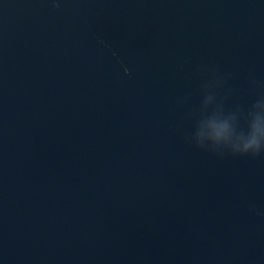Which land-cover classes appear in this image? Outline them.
I'll list each match as a JSON object with an SVG mask.
<instances>
[{
    "label": "water",
    "instance_id": "95a60500",
    "mask_svg": "<svg viewBox=\"0 0 264 264\" xmlns=\"http://www.w3.org/2000/svg\"><path fill=\"white\" fill-rule=\"evenodd\" d=\"M206 85L264 94V0H0V264H264V155L185 140Z\"/></svg>",
    "mask_w": 264,
    "mask_h": 264
},
{
    "label": "clouds",
    "instance_id": "9594fccd",
    "mask_svg": "<svg viewBox=\"0 0 264 264\" xmlns=\"http://www.w3.org/2000/svg\"><path fill=\"white\" fill-rule=\"evenodd\" d=\"M205 86V98L195 132L186 136L189 144L216 155H264V94L250 108L236 106L226 110ZM211 108V111L209 109Z\"/></svg>",
    "mask_w": 264,
    "mask_h": 264
}]
</instances>
